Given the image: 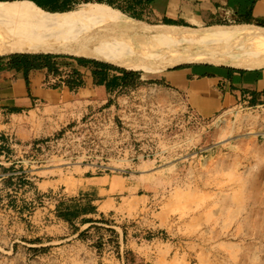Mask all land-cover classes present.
Segmentation results:
<instances>
[{
	"label": "rangeland",
	"instance_id": "obj_1",
	"mask_svg": "<svg viewBox=\"0 0 264 264\" xmlns=\"http://www.w3.org/2000/svg\"><path fill=\"white\" fill-rule=\"evenodd\" d=\"M114 100L23 117L0 171V264H264V107L201 121L149 80Z\"/></svg>",
	"mask_w": 264,
	"mask_h": 264
},
{
	"label": "crops",
	"instance_id": "obj_2",
	"mask_svg": "<svg viewBox=\"0 0 264 264\" xmlns=\"http://www.w3.org/2000/svg\"><path fill=\"white\" fill-rule=\"evenodd\" d=\"M153 8L163 17L177 22L175 26L160 27L179 31L247 33L264 30V0H193V2L158 0ZM249 12L250 22H246ZM232 22H238L239 25L225 26ZM198 29L202 30L197 31ZM4 57L6 56L0 58ZM96 61L126 69L104 61ZM183 65L182 68H173L149 79L146 77L147 74H158L164 69L126 70L137 74L136 81L140 85L149 80L153 85L170 89L176 96L182 98L192 116L201 121H209L220 113L239 106L264 107V64L254 68L218 63ZM52 67L56 69V73L47 66H32L25 69L23 64L15 65L9 58L0 59V171L2 165L7 164L9 160L6 152L9 145L26 130L23 124L24 116L42 107L65 105L76 98L89 103L106 100L107 104L114 105L117 103L114 99L123 86V78L133 77L131 73L125 75L114 69H108L106 73L100 72L101 67L81 66L66 58L55 60ZM94 70L99 71L96 78ZM73 71H77L85 83L83 87L75 90H71L65 84V80ZM97 80H104L103 84L98 85ZM18 162L13 161L11 164L17 168ZM7 177L0 172V181ZM37 180V190L41 193L51 191L56 182L55 179ZM44 183L49 184L47 191L41 190Z\"/></svg>",
	"mask_w": 264,
	"mask_h": 264
},
{
	"label": "bare ground",
	"instance_id": "obj_3",
	"mask_svg": "<svg viewBox=\"0 0 264 264\" xmlns=\"http://www.w3.org/2000/svg\"><path fill=\"white\" fill-rule=\"evenodd\" d=\"M7 18L25 22L12 26ZM15 54H65L132 70L190 63L254 68L264 64V30L187 32L152 26L100 4L48 13L32 1L0 2V57Z\"/></svg>",
	"mask_w": 264,
	"mask_h": 264
},
{
	"label": "trees",
	"instance_id": "obj_4",
	"mask_svg": "<svg viewBox=\"0 0 264 264\" xmlns=\"http://www.w3.org/2000/svg\"><path fill=\"white\" fill-rule=\"evenodd\" d=\"M1 2H8L10 0H0ZM20 1H32L40 8L44 9L48 12H66L73 11L77 5L87 4V3H101L106 4L116 10L121 11L123 14L130 16L133 19L146 21V16L151 11V9L155 6L158 0H20ZM248 19L246 22H250L251 12L247 15ZM162 22L166 26H175L177 22L169 19L167 17H163ZM4 58H9V60L15 64H23L26 68L29 67H40L47 66L50 67L53 72L56 73V69L52 67L55 60L60 58L72 59L78 65L87 67L88 65H94L95 67H101L102 70L100 72H105L108 69L118 70L119 72L124 73L125 75L132 74L133 77L128 79L126 77L123 78V86L120 90H127L132 88H137L140 83L136 81L137 74L135 72H130L126 69H121L117 67L110 66L108 64H104L92 59L72 57V56H60V55H50V54H38V55H23L16 54L6 56ZM0 58V59H4ZM182 66L175 67L174 69L182 68ZM103 73V74H105ZM94 77L99 76V71H93ZM104 80H97L98 85H102ZM65 84L71 89L75 90L84 86V81L81 78L80 74L77 71H73L70 73L69 77L65 80ZM119 92V93H120ZM75 213H70V211L64 212L61 214V217L67 218L68 216L74 215Z\"/></svg>",
	"mask_w": 264,
	"mask_h": 264
}]
</instances>
